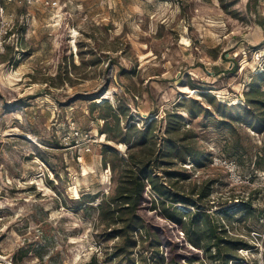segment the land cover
Returning a JSON list of instances; mask_svg holds the SVG:
<instances>
[{"label":"rangeland","instance_id":"rangeland-1","mask_svg":"<svg viewBox=\"0 0 264 264\" xmlns=\"http://www.w3.org/2000/svg\"><path fill=\"white\" fill-rule=\"evenodd\" d=\"M247 1H0V263L124 264L99 204L150 122L191 148L178 190L212 181L205 206L249 244L235 264H264V131L221 106L264 73V0Z\"/></svg>","mask_w":264,"mask_h":264},{"label":"trees","instance_id":"trees-1","mask_svg":"<svg viewBox=\"0 0 264 264\" xmlns=\"http://www.w3.org/2000/svg\"><path fill=\"white\" fill-rule=\"evenodd\" d=\"M256 2L248 0L246 7ZM251 80L243 100L221 104L228 111V120L223 122L227 127L237 122L260 133L264 131V90L261 89L264 73H257ZM104 127L109 132L108 123ZM168 128L167 133L177 131L173 126ZM136 133V145L144 148L128 154L112 195L99 204L102 232L116 237L115 256L125 260L124 264L241 261L238 250L248 249L249 244L227 233L225 220L231 213L223 210L215 214L205 206L212 181L206 179L196 186V191L185 193L171 180V177H186L181 173L185 169L174 167L175 162L185 163L192 156L191 148L182 143L185 139L161 137L157 141L150 122ZM160 157L163 159L158 160ZM249 205L243 203L241 209L247 212ZM133 252L137 259L131 258ZM85 264H96V257Z\"/></svg>","mask_w":264,"mask_h":264},{"label":"built area","instance_id":"built-area-1","mask_svg":"<svg viewBox=\"0 0 264 264\" xmlns=\"http://www.w3.org/2000/svg\"><path fill=\"white\" fill-rule=\"evenodd\" d=\"M2 2H9L11 0H0ZM2 10V9H1ZM1 45V42H0ZM212 163L214 165H217L219 167H223L224 169H226V171L229 174V177L234 180V181H239L240 180V175L237 173V164L234 160L232 159H227L223 156L220 155H214L212 156Z\"/></svg>","mask_w":264,"mask_h":264},{"label":"bare ground","instance_id":"bare-ground-1","mask_svg":"<svg viewBox=\"0 0 264 264\" xmlns=\"http://www.w3.org/2000/svg\"><path fill=\"white\" fill-rule=\"evenodd\" d=\"M97 102H102V98H98ZM0 264H4V263H0Z\"/></svg>","mask_w":264,"mask_h":264}]
</instances>
